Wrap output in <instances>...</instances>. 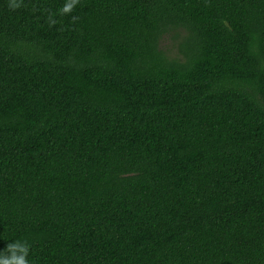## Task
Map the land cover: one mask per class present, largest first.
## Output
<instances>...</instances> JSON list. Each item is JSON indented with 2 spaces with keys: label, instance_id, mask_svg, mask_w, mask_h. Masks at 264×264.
<instances>
[{
  "label": "trees",
  "instance_id": "obj_1",
  "mask_svg": "<svg viewBox=\"0 0 264 264\" xmlns=\"http://www.w3.org/2000/svg\"><path fill=\"white\" fill-rule=\"evenodd\" d=\"M65 2L0 0V250L264 264V0Z\"/></svg>",
  "mask_w": 264,
  "mask_h": 264
},
{
  "label": "clouds",
  "instance_id": "obj_2",
  "mask_svg": "<svg viewBox=\"0 0 264 264\" xmlns=\"http://www.w3.org/2000/svg\"><path fill=\"white\" fill-rule=\"evenodd\" d=\"M76 3L77 0H66L63 7L59 9L60 14L71 12ZM9 7L12 9L20 7V0H9ZM49 23L54 24L56 21L49 16ZM28 256V242L16 239L7 243L6 247L0 250V264H31Z\"/></svg>",
  "mask_w": 264,
  "mask_h": 264
}]
</instances>
